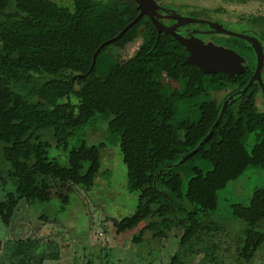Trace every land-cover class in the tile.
Listing matches in <instances>:
<instances>
[{"label": "trees", "instance_id": "obj_1", "mask_svg": "<svg viewBox=\"0 0 264 264\" xmlns=\"http://www.w3.org/2000/svg\"><path fill=\"white\" fill-rule=\"evenodd\" d=\"M138 13L132 0H71L65 6L54 0H0V145L9 166L0 184L15 186L0 199V226H9L20 201L48 203L57 197L66 206L67 197L54 192L58 185L86 192L94 187L104 144L80 142L68 152L65 167L48 158L50 146L37 133L52 131L56 147L65 150L78 131L101 121L119 138L127 190L137 194L134 213L111 220L116 234L141 227L134 244L147 231L154 240L179 241L167 263L147 255L134 264H186L182 253L199 241L206 229L201 216L217 210L218 192L247 169L264 168V108L256 104L261 89L257 82L250 85L256 58L243 40L221 36L224 47L245 58L246 69L236 77L203 73L185 64V48L171 35L158 34L145 16L104 46L91 69L97 49ZM239 21L255 30L264 50V17ZM138 39L137 50L124 62L109 52ZM217 92L226 95L218 101ZM183 109L191 116L180 117ZM250 135L255 144L248 153ZM195 161L209 164L211 171L203 172ZM187 165L183 193L179 172ZM232 217L247 227L237 260L253 263L264 246V232L255 230L264 221V189L253 193L247 207L233 206ZM39 245L16 241L10 259L16 264L58 260L56 251L37 257Z\"/></svg>", "mask_w": 264, "mask_h": 264}, {"label": "rangeland", "instance_id": "obj_2", "mask_svg": "<svg viewBox=\"0 0 264 264\" xmlns=\"http://www.w3.org/2000/svg\"><path fill=\"white\" fill-rule=\"evenodd\" d=\"M54 1L62 6L71 2ZM165 1H171L175 5H191L193 9H205L208 13L207 19L222 21L228 31L236 33L252 29L247 23L239 21L241 17H264V0ZM221 36H213V43L224 46ZM138 42L139 39L122 51L112 49L109 52L117 61L124 62L135 53ZM261 80L264 83V60ZM170 84L176 87L175 82ZM225 95V92H217L213 97L220 101ZM71 101L75 102V99ZM256 104L263 110L261 94ZM185 116H191V111L183 109L180 117ZM37 136L40 141L50 146L48 158L65 167L68 152L77 148L80 142H85L89 147L104 144L106 147L101 155V169L95 178L94 187L88 192L78 186L56 187L54 192L67 197L66 206L57 197H53L48 203L20 201L9 226H0V264L15 263L10 259L9 251L14 242L26 239L40 243L37 257L43 252H58V260H46L44 264H134L141 262V257L147 255L155 257L156 263H167L177 252L179 241L154 240L152 233L148 231L144 233L140 243L134 244L132 240L139 235L141 227L124 234H116L111 220L130 217L137 206V194L127 190L126 167L120 153L119 138L107 131V123L97 121L94 128L87 127L78 131L65 150L56 147L52 131H41ZM254 144V135L248 136L245 140L248 153ZM1 149L0 145V175L6 178L9 166L2 160ZM193 164L199 166L203 172L211 171V166L204 162L195 161ZM189 166L179 172L183 193L190 178L187 172ZM14 187L10 181L4 186L0 184V199L6 193L13 192ZM258 189H264V168L247 169L236 181L230 182L219 191L217 210L201 216V222L206 229L200 232L199 241L191 242L184 249L183 261L186 264H264V246L256 253L257 258L253 263L237 260L247 227L232 217V207H247L253 193ZM255 230L264 232V221L259 223ZM173 233L177 232L173 230ZM136 254L137 260H134Z\"/></svg>", "mask_w": 264, "mask_h": 264}, {"label": "water", "instance_id": "obj_3", "mask_svg": "<svg viewBox=\"0 0 264 264\" xmlns=\"http://www.w3.org/2000/svg\"><path fill=\"white\" fill-rule=\"evenodd\" d=\"M137 5L139 11L137 17L128 24L117 37L103 43L93 55L92 67L95 64V60L99 51L104 47L108 46L116 40L120 39L123 34L135 25L141 18L148 17L151 21L158 34L165 33L171 35L177 40L187 51L188 56L185 60V64L194 65L199 68L203 73H224L228 77H236L244 73L246 67V60L236 51L215 45L212 42L205 43L192 35L190 37H182L180 34L175 32L176 26L166 27L160 23V16L156 13L159 6L154 0H132ZM177 21V25H185L188 23H196V20L174 16L172 17ZM208 26L213 30L212 32L217 35L235 37L243 40L251 46L256 56V68L250 80V85L257 82L260 85L262 99L264 101V83L261 80V72L264 60L263 48L257 38L244 35L241 33H234L228 31L222 25L216 23H208ZM227 103H225L226 105ZM225 105L223 108H225ZM264 108V104H263ZM222 114V113H221Z\"/></svg>", "mask_w": 264, "mask_h": 264}, {"label": "flooded vegetation", "instance_id": "obj_4", "mask_svg": "<svg viewBox=\"0 0 264 264\" xmlns=\"http://www.w3.org/2000/svg\"><path fill=\"white\" fill-rule=\"evenodd\" d=\"M154 1L159 6V9H157L156 13L160 16V19H159L160 23L166 27L176 26L175 32L180 34L182 37L187 38V37H190L192 35L194 38H197V39H199L205 43H208V42L213 43L212 38H213V36H215L217 34L212 32L213 30H211V28L208 26V23H216V24L222 25L224 27V22H222V21L207 19L208 13L205 9H202V10L193 9L191 5H187V4L175 5V3L171 2V1H165V0H154ZM174 16L193 19V20H196L197 22L196 23H188L185 25H177V21L172 18ZM254 31H252V29H251V31L245 30L244 32H241V34L250 35V36L257 38L254 35L255 33H253ZM234 33H236V32H234ZM247 45H248V47L251 48V46L249 44H247ZM219 46H223V45H219ZM262 48H263V45H262ZM252 51L255 55V52L253 49H252ZM263 54H264V50H263ZM255 58H256V56H255ZM254 71H255V69H254ZM263 104H264V101H263Z\"/></svg>", "mask_w": 264, "mask_h": 264}, {"label": "crops", "instance_id": "obj_5", "mask_svg": "<svg viewBox=\"0 0 264 264\" xmlns=\"http://www.w3.org/2000/svg\"><path fill=\"white\" fill-rule=\"evenodd\" d=\"M137 256H138L137 254H136V255H134V260H137ZM58 259H59V258H58Z\"/></svg>", "mask_w": 264, "mask_h": 264}]
</instances>
